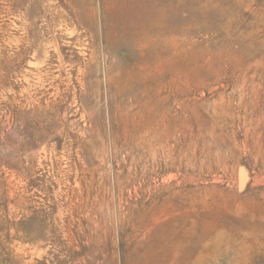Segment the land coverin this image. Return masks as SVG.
<instances>
[{"label":"rangeland","instance_id":"obj_1","mask_svg":"<svg viewBox=\"0 0 264 264\" xmlns=\"http://www.w3.org/2000/svg\"><path fill=\"white\" fill-rule=\"evenodd\" d=\"M0 264H264V0H0Z\"/></svg>","mask_w":264,"mask_h":264},{"label":"bare ground","instance_id":"obj_2","mask_svg":"<svg viewBox=\"0 0 264 264\" xmlns=\"http://www.w3.org/2000/svg\"><path fill=\"white\" fill-rule=\"evenodd\" d=\"M39 89H40V86H39Z\"/></svg>","mask_w":264,"mask_h":264}]
</instances>
